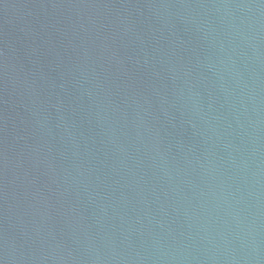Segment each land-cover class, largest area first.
<instances>
[{
    "label": "water",
    "instance_id": "95a60500",
    "mask_svg": "<svg viewBox=\"0 0 264 264\" xmlns=\"http://www.w3.org/2000/svg\"><path fill=\"white\" fill-rule=\"evenodd\" d=\"M0 264H264V0H0Z\"/></svg>",
    "mask_w": 264,
    "mask_h": 264
}]
</instances>
